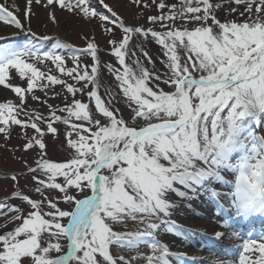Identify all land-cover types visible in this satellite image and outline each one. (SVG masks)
I'll list each match as a JSON object with an SVG mask.
<instances>
[{
    "label": "snow or ice",
    "instance_id": "snow-or-ice-1",
    "mask_svg": "<svg viewBox=\"0 0 264 264\" xmlns=\"http://www.w3.org/2000/svg\"><path fill=\"white\" fill-rule=\"evenodd\" d=\"M132 2L155 6L159 14L147 21L159 29L129 26L104 0L96 3L108 15L97 11L94 0H25L23 6L16 0L0 2V22L29 37L22 45L0 43V86L20 101L0 102V135L7 142L13 126H20V150H36L39 156L26 175H11L16 187L0 200V217L15 224L0 234V264H133L136 258L125 259L120 249L138 248L147 238H152V254L144 257L145 264H170L167 247L155 239L160 214L166 213L165 189L173 180L216 174L234 151L242 153L233 165L235 202L245 209H264V136H240L248 122L259 124L264 117V0H181L179 6L166 0ZM233 3L229 13L242 19L222 22L217 10ZM33 5L43 6L52 23L58 22L57 11L66 10L86 26L96 21L110 33L111 54L121 67H103L115 76L118 93L106 89L107 102L100 94L102 61L94 39L75 48L58 36L38 35L30 22L36 15ZM149 38L167 58L162 61L167 69L163 83L170 91L159 87L161 75L154 66L150 70L137 56L139 51L152 64L142 46ZM45 42L51 44L48 50ZM82 55L91 57L90 66L81 62ZM16 75L27 87L12 82ZM56 85L71 94L70 103L65 96L62 108L48 105L47 117L25 109L26 94L39 100L34 89ZM117 96L131 110L128 120L113 103ZM22 113L27 119L20 118ZM56 123L66 126L70 155L64 162L46 154L45 137L57 134ZM19 178L38 198L25 194ZM12 198L20 204L9 203ZM128 221L143 228L114 230ZM111 246H117L115 254ZM239 246V264H264V236L244 239Z\"/></svg>",
    "mask_w": 264,
    "mask_h": 264
},
{
    "label": "rangeland",
    "instance_id": "rangeland-1",
    "mask_svg": "<svg viewBox=\"0 0 264 264\" xmlns=\"http://www.w3.org/2000/svg\"><path fill=\"white\" fill-rule=\"evenodd\" d=\"M147 2L150 4L151 0H147ZM159 2V0H157ZM181 0H166V3L169 5L176 4L180 5ZM212 2H221V0H212ZM94 3H96V0H94ZM105 4H108L109 7L113 8V11L117 13V15L126 21V23L131 26H143L145 28L148 27H155L156 29H159V25H151L147 21L148 16L157 15L159 14V10L153 6L151 8H144L139 5H136L132 2V0H104ZM25 5V0H24ZM33 11L36 13L35 16H30V22L31 26L33 28V31H36L38 35H50V36H58L62 42L68 43L72 45L75 48H82L86 47L87 39H94L96 42L99 52L98 55L101 58L102 64H101V74H100V94L102 95V98L105 99L107 102L108 96L106 95V89H111L112 92L118 93L119 88L117 85V82L115 81V76L110 73L107 68L103 67L105 64H112L113 67L120 68L121 66L118 64V61L115 59V57L111 54V46L109 44V40L113 37L110 35V33L104 31V28L96 21H93L92 25L86 26L82 20H80L77 17L71 16L69 13H67L66 10L64 11H57L56 15L58 17L57 23H52L50 20H46L43 18L42 13L45 11L43 6H36L33 5ZM97 11L108 15L107 9H104L102 5H99L96 3ZM235 7V4H225L223 9L217 10V16L218 19H220L222 22L227 18L230 20L238 19V13H229V8ZM240 11H243L242 8L239 9ZM242 19V18H239ZM2 24V22H0ZM3 25V24H2ZM187 27L189 30L192 29L193 25L188 24ZM11 29H14L12 27H8ZM56 29V30H55ZM14 35L17 34V30H15ZM57 31V32H56ZM117 37H119L120 33L117 30L116 33ZM29 37L25 33H19L15 36V38L8 39L1 41L0 43H15L18 45H22L24 43L28 42ZM55 40L52 41L54 43ZM144 50L148 52L149 56L151 57L152 64H149L147 60L143 57L142 53L139 51L137 52V56L141 58V60L144 62L145 67H148L150 70L153 69L157 72V74L161 75V81L157 82L159 83V87L163 89L164 91H170L172 89L169 88L168 85L163 83L164 79V73L167 71L165 64L162 63V61H165L167 58L163 55L162 47L155 43L154 40L145 41L142 45ZM51 47V44L48 42H45L44 50H48V48ZM63 54L66 55L67 58V66L71 67V59L68 56V51L63 50ZM182 55V62L184 60V56ZM80 60L83 64L91 65L92 59L90 56H81ZM131 60L126 57V64H130ZM135 67V65H132ZM48 67H54L52 65H48ZM42 70H45L42 67ZM57 75H60L58 72L54 73ZM11 76V74H10ZM63 79H67L65 77H61ZM198 78V74H197ZM14 84H19L21 87H27L26 81L22 82L20 81L18 75L15 76V79L12 80ZM68 83H73L72 80L67 79ZM79 87V85H77ZM91 87V86H89ZM3 89V86H1ZM9 91L8 98L1 100L0 102H5L6 100L11 99L14 103L19 104L20 101L18 97H16L15 93H13L10 89H4ZM55 93H62L60 96H56ZM34 94L38 96L39 100H33L32 94H26L25 96V109L26 110H36L40 112L42 115L47 117L49 115V108L48 105H52L54 108H62L65 104L64 97L67 96V102H71V94H68L66 92V89H62L60 86H51L47 90H41L39 87L34 89ZM78 99H81L83 102H87L86 96H80L77 95ZM47 101V103H44V101ZM116 108L119 109V115L123 116L126 120H128L131 110L127 107L126 103L123 99H121L120 96H117V98L113 101ZM94 107V106H93ZM57 114L63 115V113L58 112ZM226 114V113H225ZM21 119H27L26 116L22 113L20 116ZM98 118V115H97ZM132 123H135V121H131ZM55 127L58 128L57 134H47L45 137L46 142V154L49 159H51L54 162H64L67 158H69V151L67 150V139H66V126L60 123L54 124ZM41 127H45L44 125H41ZM23 129L20 126H13L11 130V136L8 138L7 142H5L2 135H0V200L10 197L12 191L15 189L16 184L11 181V175L16 172H23L25 175L27 174V166H35V160L39 159V156L37 154L36 150L29 151L27 153L22 152L20 150V145L24 142L23 140ZM29 135L32 134V130H28ZM19 134V135H18ZM240 136L242 138L244 137H260L264 136V117L261 118V121L259 124L256 122H248L246 126L241 130ZM240 151H234L230 154V156L227 158V162L221 165L216 169V172L220 171V174L222 173V170L227 168L228 172H231L233 175V178L236 176V171L233 168V165L237 162V160L241 156ZM199 167H205L203 164H201L200 161L196 162ZM217 174V173H216ZM215 175V174H213ZM213 175H210L208 177H200V176H188L183 178V182H181V179L173 180L171 182L170 187L165 189L163 199L167 202L166 204V213H161L162 222L159 224L158 229L156 230L155 239L162 245H165L166 236L170 234V230L174 232L176 235L179 234L178 231H180V227L178 228L175 220L177 219V214H180V208L183 205V201L180 200L179 197H193V195L200 191L204 190L202 188L208 187L209 183L213 180H217L213 178ZM219 178H222L223 175H219ZM194 181L191 183L188 179H193ZM30 179V178H29ZM180 181V182H179ZM179 182V183H178ZM177 184L180 185H186L188 190H182L184 191L183 195L175 193V190L177 188ZM216 184V183H215ZM19 185L22 189L25 190V194H28L32 196L33 198H38L35 196L34 193H32L30 189V185L26 184V181L24 178H19ZM173 185V186H172ZM214 185V183H213ZM202 187V188H201ZM208 190H210L208 188ZM9 203L13 205H19L20 201L12 198L9 200ZM230 203L232 205H238V203L235 202L234 199L230 198ZM218 206L222 209V204L220 200L217 201ZM60 207L67 209V206L62 204ZM224 207V206H223ZM223 210V209H222ZM219 212V210H216ZM240 214L235 213L233 216H229L230 222L232 224H236L237 221H245L247 223L248 216L250 217H256L257 214H263L264 209L256 210L255 208H242L239 209ZM11 215V214H10ZM235 215H239V219L235 217ZM228 220L225 218V220L220 221H226ZM256 220H259L256 218ZM210 223H213L214 220H210ZM176 226H175V225ZM260 224L262 226L261 232L264 234V221L263 219L260 220ZM0 225H3L0 227V234H3L6 231L12 230V228L15 226V224H5V218L0 217ZM222 226V225H221ZM174 227V230L172 229ZM243 227V226H242ZM142 229L143 225H138L135 222L128 221L125 225H120L114 227V230L116 231H130V230H136V229ZM257 228V230H256ZM226 229H232V227H227ZM239 230L236 231L239 236L242 238H236L237 243L239 245L242 243V241L245 239H252L250 236L248 237V234L252 235L254 231H258V226L255 224L250 225L247 228H238ZM248 230V231H247ZM250 230V231H249ZM169 232V233H168ZM244 232H246L244 234ZM248 237V238H247ZM213 239V238H212ZM210 239V240H212ZM216 243L215 245L218 247L219 253H213L206 251V248L204 249V257L205 260H197L195 258H192L191 262H186V264H191L195 262V264H220V257H223L222 260H224L221 264H239V254H236L233 257H230L226 259V255L231 254V250L235 253L236 249L235 247L227 248L226 246H230L234 242V240H230L226 237L225 234H222L220 236V239H215ZM152 243V238H147V241L145 243H141L138 245V248H122L119 251V254L124 256L125 259L131 260L132 258H136L135 261H133V264H145L144 257L147 255L152 254V250L150 247V244ZM207 243H209V240L206 242L205 247L207 246ZM202 247L203 244H201ZM110 251L113 252V254L117 251V246H111ZM216 251V250H215ZM241 252V247H240ZM220 253L224 255H220ZM168 260L172 261V263L178 264L180 261V258L178 255L170 254L168 255ZM177 259L179 260L177 262ZM228 261H226V260Z\"/></svg>",
    "mask_w": 264,
    "mask_h": 264
},
{
    "label": "bare ground",
    "instance_id": "bare-ground-1",
    "mask_svg": "<svg viewBox=\"0 0 264 264\" xmlns=\"http://www.w3.org/2000/svg\"><path fill=\"white\" fill-rule=\"evenodd\" d=\"M0 2H4V0H0ZM13 0H8V3L11 4ZM16 3L18 5L23 6L24 5V0H16ZM43 15V18L45 19V11L42 13H39ZM56 30V29H55ZM57 32V31H56ZM15 33L14 29L8 28L2 24H0V36H8V34L14 35ZM9 96V91L4 90L0 86V101L8 98ZM226 169V168H225ZM224 176L228 179H231L230 177L232 174H228L226 172L223 173ZM189 182H193L192 180L188 179ZM215 187L213 189L218 190V198L220 201H223V204L226 206L227 214H230L233 216L237 211H235V206L230 203V198L232 196L234 197V192L229 190V185L224 184L222 180H220V183H216L214 185ZM213 187V186H211ZM188 190L186 185H180L178 184V189L176 190L178 194L183 195L184 191L182 190ZM204 190H200L196 192L193 197H179L181 201H183V205L180 208V214H177V219L175 220L177 223V226L180 227L179 234H175L170 230V234L166 236L165 240V246L167 247L169 254L173 255H179L182 257L180 254H183V256L190 257V256H202L204 255V251L202 249L200 241H204V235H210V238H216L219 239L222 234H225L226 237L230 240H234V242H231L233 246L239 245L237 243L238 235H233L237 234L236 231H238L241 226H249L252 224H255V226H260V220H256V218H261V214L257 217H252L247 219V223H241L240 221L236 226H232L233 229H226L229 224L220 221L221 218H226L227 214L225 215L223 210L220 212L216 211V209H219L218 206L214 204V199H212L213 195L211 194L210 191L207 189L203 188ZM182 190V192H181ZM183 193V194H182ZM225 210V211H226ZM225 216V217H224ZM236 218L239 217V215H235ZM210 220H214L213 223H210ZM264 220V219H263ZM245 222V221H244ZM222 225V226H221ZM178 227V228H179ZM169 233V232H168ZM219 233V235H217ZM203 234V235H202ZM206 236V235H205ZM260 236H264L261 234L260 230H258L256 233H254L251 238L257 239ZM239 238H242L239 236ZM238 238V239H239ZM213 246V245H212ZM214 250V248H213ZM212 251V250H211ZM217 252L218 251H214ZM177 261H179L177 259ZM223 261L220 260V263ZM185 263V262H184ZM170 264H176L172 263L170 261ZM179 264V263H178Z\"/></svg>",
    "mask_w": 264,
    "mask_h": 264
}]
</instances>
